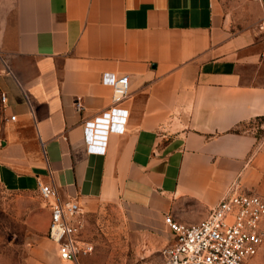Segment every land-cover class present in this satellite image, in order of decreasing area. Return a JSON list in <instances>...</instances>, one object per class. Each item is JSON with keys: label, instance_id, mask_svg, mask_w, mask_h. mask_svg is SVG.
Here are the masks:
<instances>
[{"label": "crops", "instance_id": "obj_1", "mask_svg": "<svg viewBox=\"0 0 264 264\" xmlns=\"http://www.w3.org/2000/svg\"><path fill=\"white\" fill-rule=\"evenodd\" d=\"M106 73L127 77L128 117L93 155L83 123L112 105ZM1 95L6 191L197 224L264 167L233 132L264 117V0H0ZM29 264L64 263L48 240Z\"/></svg>", "mask_w": 264, "mask_h": 264}, {"label": "built area", "instance_id": "obj_2", "mask_svg": "<svg viewBox=\"0 0 264 264\" xmlns=\"http://www.w3.org/2000/svg\"><path fill=\"white\" fill-rule=\"evenodd\" d=\"M102 83L112 90V105L83 123L84 143L93 155L106 153L109 135L123 134L128 117V111L120 107L128 95L127 77L106 73ZM1 98L4 102L5 96ZM75 107L82 108L78 102ZM39 192L50 212L47 239L62 263L78 264L94 249L81 237L80 206L75 201L60 200L51 186L39 184ZM164 222L174 241L163 250V264H246L264 242V199L233 184L199 223L182 225L170 217Z\"/></svg>", "mask_w": 264, "mask_h": 264}, {"label": "rangeland", "instance_id": "obj_3", "mask_svg": "<svg viewBox=\"0 0 264 264\" xmlns=\"http://www.w3.org/2000/svg\"><path fill=\"white\" fill-rule=\"evenodd\" d=\"M2 105L0 96V124ZM241 130L255 136L264 152V122L252 121ZM239 187L264 199V167H253ZM49 216L39 189L10 192L0 185V264H29L33 251L48 241ZM79 222L82 239L94 247L79 259L81 264H163V250L174 241L170 228L156 217L118 203L80 211ZM246 264H264V242Z\"/></svg>", "mask_w": 264, "mask_h": 264}, {"label": "trees", "instance_id": "obj_4", "mask_svg": "<svg viewBox=\"0 0 264 264\" xmlns=\"http://www.w3.org/2000/svg\"><path fill=\"white\" fill-rule=\"evenodd\" d=\"M255 121H261V122H264V117H260V118H257ZM241 128H238V129H235L233 132L234 133H239L241 132Z\"/></svg>", "mask_w": 264, "mask_h": 264}]
</instances>
